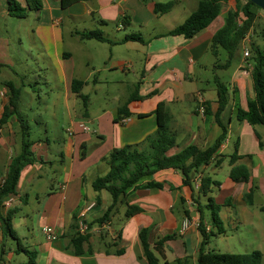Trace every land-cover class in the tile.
<instances>
[{
    "label": "crops",
    "instance_id": "0c3cea01",
    "mask_svg": "<svg viewBox=\"0 0 264 264\" xmlns=\"http://www.w3.org/2000/svg\"><path fill=\"white\" fill-rule=\"evenodd\" d=\"M19 1L26 5L25 0ZM170 1L175 4L168 12L155 11L157 3ZM42 4L40 10H35L31 39L42 56L37 59L39 69L53 76L50 80L46 76L45 86L53 96L54 110L63 104L71 116L69 137L60 141V154H48L49 143L29 142L35 161L22 169L17 193L9 196L2 208L4 214L10 210L17 213L21 204L28 203V185L35 178H43L48 165L51 170L60 168L56 178H48L52 182L46 195L38 196L44 239L32 235L26 245L22 244L35 253L36 264H149L140 239L145 228L150 230L148 242L157 264H197L202 247L206 252L228 250L221 253L240 247L246 253L259 250L264 264V126L252 125L237 116L238 110H246L249 99L255 97L248 69L251 66L245 57L248 50L244 47L241 56L238 49L240 61L234 63L231 72L233 63L223 67L227 51L213 44L214 35L224 26L229 11L236 9L237 0L223 3L218 17L189 38L168 33L198 10L200 0H80L66 8L62 0H42ZM175 11L177 16H183L181 23L165 22ZM9 17L8 1L0 0V22ZM157 21L166 24L159 26ZM91 30L101 31L108 41L82 37ZM131 34H140L143 41L128 39ZM8 49V41L0 36V118L5 110L11 112L0 126V144L7 149L17 146L6 157L3 154L0 187L13 158L23 150L17 136H21L23 144L25 138L31 137L28 122L22 117L26 103L23 94L29 92L22 79L21 83L17 81L22 75L26 77L13 69ZM215 78L228 87V105L220 115L227 136L214 158L194 175L191 185L185 184L183 175L174 169L153 176L152 180L163 183V188L145 187L151 179H143L141 186L131 189L117 204L108 220L97 222L113 203V197L105 189L95 190L94 180L109 172L107 159L113 149L128 145L149 149L148 138L158 130L155 110L160 102L165 103L170 114L168 127L176 139L169 155L191 145L200 149L214 145L223 132L215 116L219 108ZM74 80L84 82L79 93L73 90ZM111 93L116 94L108 100L106 95ZM80 95L87 99L86 104L83 100V113L79 112L78 100L83 99ZM93 96L99 101H93ZM112 101L115 105L111 107ZM93 102L98 103V108L92 107ZM125 105L131 115L116 121L119 108ZM93 136L101 140L105 152L89 151L95 142ZM237 140L241 157L232 163ZM234 167H246L249 177L232 175ZM203 177L213 181L207 195L200 191ZM209 198L220 207L222 231L214 225L212 212L206 207ZM129 206L141 211L127 216ZM83 212L88 230L82 234L88 237L82 253L77 255L73 238L79 230L75 222ZM201 224L208 233L213 232L206 243L199 229ZM45 227H52L57 237L48 239ZM1 235L5 240L2 229ZM20 239L16 240L22 243ZM16 250L11 249L10 257L25 254ZM10 259L0 264H19Z\"/></svg>",
    "mask_w": 264,
    "mask_h": 264
},
{
    "label": "trees",
    "instance_id": "16d2710c",
    "mask_svg": "<svg viewBox=\"0 0 264 264\" xmlns=\"http://www.w3.org/2000/svg\"><path fill=\"white\" fill-rule=\"evenodd\" d=\"M9 5V15L12 17L25 18L31 10H40L43 6L42 0H25V6L19 0H7ZM80 0H62L64 8ZM228 0H200L199 8L196 12L191 14L182 24L171 30L168 35H183L186 38L192 37L202 29L207 28L220 14L222 4ZM238 4L235 10H231L226 17L224 26L216 32L213 38L214 47L221 46L228 53V59L223 65L224 68L231 66L236 52L241 44L252 31L256 20L259 18L260 7L255 5L251 0H237ZM175 2L157 3L155 11L157 13H166L173 6ZM241 15L243 18H241ZM128 17V16H127ZM129 18V17H128ZM122 19V23H125ZM86 39H97L99 41H108L101 31L91 30L82 34ZM128 39L143 41L140 34H131ZM252 55L248 57V63L251 66L250 72L253 79L255 97L249 99L247 109L238 110V118L246 120L252 125L264 126V54L263 52L251 42ZM250 55V53H249ZM216 88L219 95V108L216 112V121L221 125L223 132L218 137L214 145L207 149H200L194 145L188 146L182 151L169 155L168 151L176 145L174 134L168 127L170 121V114L164 102H160L155 110L158 120L157 132L148 138L149 149L139 150L135 146H125L122 148H115L110 153L108 164L110 166L109 172L96 178L93 182V188L97 191L105 189L112 194L113 203L108 207L106 213L100 217L97 222L108 220L111 212L117 207V204L124 201L128 192L136 187L141 186L140 182L145 179H151L145 187H158L163 188L164 184L156 182L153 176L165 169H174L180 172L184 177V183L191 185L194 180L193 174H197L202 166L208 164L219 151L221 144L227 136L226 126L221 122L220 115L225 111L228 105V87L219 78H215ZM84 85L83 81L74 80L73 90L77 93L80 92L81 87ZM84 103L87 99L84 95H80ZM11 115V112L5 110L3 116L0 118V126L5 124ZM131 112L128 107L122 106L119 108V118L129 116ZM238 140L236 142V150L232 155V163L236 159H240L238 155ZM31 144L25 142L23 144L22 152L13 158L8 175L0 187V222L1 229L4 236L11 235L18 239L16 230L13 228V215L15 210H10L3 213L2 208L4 202L9 196L17 193L18 183L20 180L22 169L35 161L34 154L30 150ZM232 175L236 177H249V172L246 167H234ZM213 181L208 177L201 179L200 191L207 195L210 192V186ZM212 212L214 225L222 231V222L220 219V207L214 203L212 198H209V203L206 205ZM141 209L136 206H129L126 212L127 216L134 215L140 212ZM75 227L78 230V221L75 222ZM200 232L202 233L204 243L208 242L212 233H208L207 228L201 224ZM149 229H142L140 232V239L144 248L145 256L149 264H157V259L153 252L150 250L148 242ZM221 231L219 233H221ZM87 235L77 232L73 238V245L76 248V254L82 253V246L87 241ZM17 252H25L29 257L27 263L36 264V255L34 252L28 250L18 242ZM263 254L259 250H254L250 253H221V252H206L201 249L197 264H261ZM20 264V263H19Z\"/></svg>",
    "mask_w": 264,
    "mask_h": 264
},
{
    "label": "rangeland",
    "instance_id": "374dc122",
    "mask_svg": "<svg viewBox=\"0 0 264 264\" xmlns=\"http://www.w3.org/2000/svg\"><path fill=\"white\" fill-rule=\"evenodd\" d=\"M227 6V5H226ZM175 13L173 15H169V19H165V22L167 23H181L183 16H177ZM35 17L36 13L35 10H32L29 12V16L24 19H20L18 17H9L7 20H1L0 22V36L2 38H5L8 41L9 44V56L12 57V60L14 62V70L18 71L20 74H24L26 78L22 75L19 78H17V81L21 83L23 80V83H25V89L29 92V94H23V98L25 100V105H23L22 110V117L25 121L28 122V131L31 133L30 138H25V142H45V144L49 143L50 151L48 154H60V151L62 149L63 143L60 141L64 138L69 137L68 128L70 127L69 123L71 121V116L69 115V112L64 108L63 104L59 105L56 110H54V106L52 104L53 96L50 94L49 88L45 86L46 82V76L50 79H53V76L51 73L43 72L39 69V66L37 64V59H42V56L37 53L38 49L33 46L32 39L33 38V29L35 27ZM158 25H164L166 23L157 21ZM70 23V22H68ZM180 25V24H179ZM110 32V31H109ZM111 33V32H110ZM145 35H147L146 32H144ZM247 40H245L240 48V55L243 54V48L244 50H248L250 55H252V45L251 42L254 43L264 54V11L259 10V18L256 20L255 25L250 32V34L247 36ZM3 43V42H2ZM97 44V43H95ZM247 56L246 58H248ZM238 53L236 54L235 58L233 59L232 63L233 66L230 68V71L232 72L235 68L234 63H238L239 60ZM223 61V60H222ZM232 65V64H231ZM9 71V69H8ZM39 75L43 76L42 78H39ZM22 79V80H21ZM138 79V78H137ZM224 80V77L222 78ZM115 82H119L121 80H114ZM120 88V85H118V89ZM116 90V88H114ZM116 94V93H114ZM114 94H107L106 97L108 100L113 99ZM105 95V94H104ZM94 97V96H93ZM93 101H99L96 97H94ZM79 110L80 113L85 112L83 108V99H79ZM92 107L98 108V103L93 102ZM115 105L113 101L109 104V106ZM108 106V107H109ZM74 113V112H72ZM73 117H75L73 115ZM88 125L93 128L94 125H92L89 121ZM17 129V128H15ZM24 129L26 132V128L24 126ZM23 130V129H22ZM20 140V145H23V141L21 140V136H17ZM95 138V142L91 144L89 151H94V154H100L102 152H105V149L101 146L100 139H98L96 136H93ZM47 139L50 140V142H47ZM10 151H9V150ZM4 144H0V163L3 161L4 156L6 157L7 154L16 151L17 146H11L10 148ZM35 152V151H34ZM83 151H81V148H79V154H82ZM38 154V152H37ZM5 162V159H4ZM56 168V165L54 166ZM59 170L60 168L57 167ZM52 167L48 165L46 169L43 172V178H35L32 184L28 185L26 188L27 193L29 194V200L28 203H23L18 207V212L15 215L14 221H13V228L16 230L20 240L22 241V244L26 245V240L31 239L32 235H37L38 238L44 239L42 235V230L39 225V217L40 213L42 211V207L40 205V200L43 198L47 190L49 189V186L52 182L54 177L56 178L59 174L58 169L51 170ZM99 172H97L96 175H98ZM95 175V174H94ZM41 196V198L38 196ZM212 242H215L214 238H211ZM4 242V243H3ZM3 243V244H2ZM2 244V245H1ZM245 244H248L245 242ZM18 246L17 240L12 237L11 235H8L5 237V240L2 238L1 235V227H0V263H3L4 260L10 259L12 263L21 261H28L27 255L24 253L12 255L10 257L11 249H15ZM215 247V246H214ZM251 247V246H250ZM5 251V254L4 252ZM216 251H228L226 248H223V250L216 249ZM234 252L229 253H246V250L242 247L240 248H233ZM238 251V252H236ZM13 254V252H12ZM3 260V262H2Z\"/></svg>",
    "mask_w": 264,
    "mask_h": 264
},
{
    "label": "built area",
    "instance_id": "2783aa9c",
    "mask_svg": "<svg viewBox=\"0 0 264 264\" xmlns=\"http://www.w3.org/2000/svg\"><path fill=\"white\" fill-rule=\"evenodd\" d=\"M249 56V52L245 51V57ZM202 109L204 110V108L202 107ZM93 207V204L91 206H89V209H91ZM85 217V212L81 213L79 218H78V230L80 233H85L88 230V226L84 220ZM185 226H188V224L186 223ZM184 226V227H185ZM44 234L46 235V237L48 239H55L57 237V235L55 234V231L52 227H45L43 229Z\"/></svg>",
    "mask_w": 264,
    "mask_h": 264
},
{
    "label": "water",
    "instance_id": "95a60500",
    "mask_svg": "<svg viewBox=\"0 0 264 264\" xmlns=\"http://www.w3.org/2000/svg\"><path fill=\"white\" fill-rule=\"evenodd\" d=\"M251 2H253L255 5H257L264 11V0H251Z\"/></svg>",
    "mask_w": 264,
    "mask_h": 264
}]
</instances>
